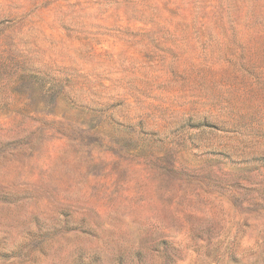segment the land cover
Returning a JSON list of instances; mask_svg holds the SVG:
<instances>
[{
    "label": "rangeland",
    "instance_id": "374dc122",
    "mask_svg": "<svg viewBox=\"0 0 264 264\" xmlns=\"http://www.w3.org/2000/svg\"><path fill=\"white\" fill-rule=\"evenodd\" d=\"M0 264H264V0H0Z\"/></svg>",
    "mask_w": 264,
    "mask_h": 264
}]
</instances>
